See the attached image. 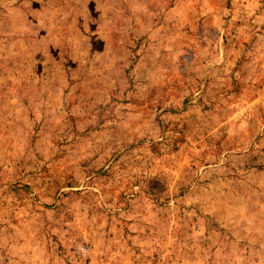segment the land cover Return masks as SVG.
Here are the masks:
<instances>
[{
	"label": "rangeland",
	"instance_id": "obj_1",
	"mask_svg": "<svg viewBox=\"0 0 264 264\" xmlns=\"http://www.w3.org/2000/svg\"><path fill=\"white\" fill-rule=\"evenodd\" d=\"M0 264H264V0H0Z\"/></svg>",
	"mask_w": 264,
	"mask_h": 264
}]
</instances>
